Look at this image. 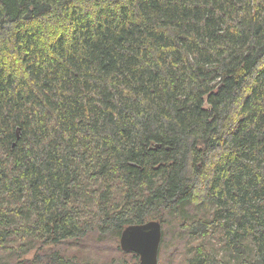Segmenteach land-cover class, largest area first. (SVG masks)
Returning <instances> with one entry per match:
<instances>
[{"label": "trees", "instance_id": "trees-1", "mask_svg": "<svg viewBox=\"0 0 264 264\" xmlns=\"http://www.w3.org/2000/svg\"><path fill=\"white\" fill-rule=\"evenodd\" d=\"M168 217L264 264V0H0V264Z\"/></svg>", "mask_w": 264, "mask_h": 264}, {"label": "rangeland", "instance_id": "rangeland-1", "mask_svg": "<svg viewBox=\"0 0 264 264\" xmlns=\"http://www.w3.org/2000/svg\"><path fill=\"white\" fill-rule=\"evenodd\" d=\"M192 219L206 218L213 216V207L204 205H192L188 208ZM184 220L168 217L165 221L164 235L165 242L161 245L159 251V264H187V257L193 252V245L201 240L196 237H188V230L183 227ZM190 223V222H189ZM163 230V229H162ZM224 233L219 228L213 229L210 234L203 236L204 243L207 244L218 257L222 260V264H245V258L249 259L251 247L248 244V257L235 256L233 250H228V246L224 242ZM115 236L110 234H101L94 231L87 240H80L78 243H72L71 246H65L63 255L66 256L69 264H130L132 257L128 252L116 244ZM34 246V245H33ZM18 249L17 246L11 245L6 249H0V262L14 261L17 253H13ZM39 252H37L38 254ZM35 252L29 254L33 257ZM12 263V262H11ZM14 264V263H13Z\"/></svg>", "mask_w": 264, "mask_h": 264}, {"label": "water", "instance_id": "water-1", "mask_svg": "<svg viewBox=\"0 0 264 264\" xmlns=\"http://www.w3.org/2000/svg\"><path fill=\"white\" fill-rule=\"evenodd\" d=\"M162 236V223L159 220L128 225L121 235V247L124 251L137 253L138 264H159Z\"/></svg>", "mask_w": 264, "mask_h": 264}]
</instances>
